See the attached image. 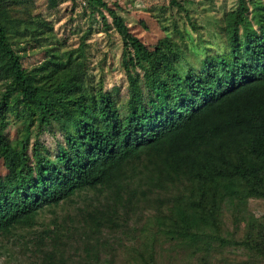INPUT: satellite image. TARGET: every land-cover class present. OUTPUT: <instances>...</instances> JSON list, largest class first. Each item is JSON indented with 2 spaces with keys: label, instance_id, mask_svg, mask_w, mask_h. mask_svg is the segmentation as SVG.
Returning <instances> with one entry per match:
<instances>
[{
  "label": "trees",
  "instance_id": "obj_1",
  "mask_svg": "<svg viewBox=\"0 0 264 264\" xmlns=\"http://www.w3.org/2000/svg\"><path fill=\"white\" fill-rule=\"evenodd\" d=\"M21 1L0 0V241L33 229L49 264H69L71 232L85 253L77 263L109 264L104 231L119 227L114 205L85 209L78 225L58 218L42 231L37 220L87 191L116 186V206L128 202V176L147 180L135 193L161 199L150 202L152 230L133 228L144 247L114 244L129 249L123 264H159V244L182 249V264H264V215L250 218L243 236L223 227L237 213L233 202L264 201V0H239L222 20L225 48L197 65L186 57L182 69L173 50L130 31L118 4L85 0L122 40L124 97L58 54L26 69Z\"/></svg>",
  "mask_w": 264,
  "mask_h": 264
},
{
  "label": "rangeland",
  "instance_id": "obj_2",
  "mask_svg": "<svg viewBox=\"0 0 264 264\" xmlns=\"http://www.w3.org/2000/svg\"><path fill=\"white\" fill-rule=\"evenodd\" d=\"M104 1L110 6L118 4V12L124 17L130 31L145 45L152 49L161 46L167 52L173 50L172 54L178 56L176 64L181 69L186 57L197 65L208 54L221 52L225 48L222 20L239 4V0H176V3L174 0ZM85 4V0H57L53 6L50 0H22L20 12L27 23L18 33L17 40L28 41L24 65L30 70L41 66L52 54H58L64 61L72 59L74 63H85L84 70L91 80L102 81L107 90L119 88L124 97L127 78L123 68L122 40L113 26L106 28L101 16L92 15ZM108 22L111 24V19ZM21 129L20 122L11 126L10 136L14 142L21 137ZM5 171L0 160V173L4 174ZM127 178V186L124 182L122 193L130 201L116 206V186L104 192L87 191L62 204L55 214L50 210L45 211L38 217L37 225L52 224L54 227L55 219L59 218L60 222L67 217L78 225L83 220L80 215L85 209L104 212L108 206L114 205L119 214V218L114 219L115 222L118 220L119 227L114 232L104 231V238L112 248L105 256L109 257L111 264H123L129 249L114 244L121 241L122 245L144 247L143 236L135 237L133 228L152 230L149 223L155 217V211L150 202L154 200L157 205L161 199L157 192L146 198L135 193L143 181L146 186L147 180ZM232 207L237 213L232 218L229 213V218H226L223 225L226 234L234 230L240 231L243 236L248 220L264 215L263 200H237ZM45 227L48 226L41 227L42 231ZM150 236L147 234V237ZM64 240L68 245L66 257L70 260L69 264H80L77 260H81L85 254L81 239L70 232ZM46 246L50 248V243H46ZM175 250L176 247L172 249L159 244V264H182L181 259H186V253L182 249L180 252ZM46 252L44 246L41 252L36 247L33 229L20 228L0 241V264H49L45 258Z\"/></svg>",
  "mask_w": 264,
  "mask_h": 264
}]
</instances>
